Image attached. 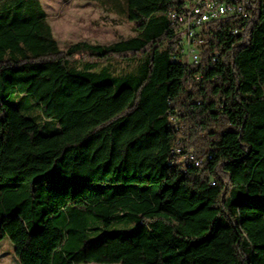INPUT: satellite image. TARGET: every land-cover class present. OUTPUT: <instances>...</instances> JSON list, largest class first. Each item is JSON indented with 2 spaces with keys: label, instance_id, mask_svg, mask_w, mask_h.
Listing matches in <instances>:
<instances>
[{
  "label": "trees",
  "instance_id": "16d2710c",
  "mask_svg": "<svg viewBox=\"0 0 264 264\" xmlns=\"http://www.w3.org/2000/svg\"><path fill=\"white\" fill-rule=\"evenodd\" d=\"M92 1L137 35L63 50L40 0H0V241L19 264H264V0L244 40L213 24L208 67L171 59L183 0Z\"/></svg>",
  "mask_w": 264,
  "mask_h": 264
},
{
  "label": "rangeland",
  "instance_id": "374dc122",
  "mask_svg": "<svg viewBox=\"0 0 264 264\" xmlns=\"http://www.w3.org/2000/svg\"><path fill=\"white\" fill-rule=\"evenodd\" d=\"M40 1L46 10L47 21L52 27L53 34L63 50L77 41L110 44L138 33L134 24L107 11L92 0ZM8 100L19 107L24 114L33 118L41 131L47 133L55 128V120L44 117L40 106L30 94L15 92L8 97ZM179 126L182 130L186 127L184 123H179ZM181 137L188 140L187 135L182 134ZM216 146L215 144L208 146V152L200 156L203 162L207 159L210 149ZM186 149L194 153L191 146H187ZM0 264H19L14 253V244L8 238L0 241Z\"/></svg>",
  "mask_w": 264,
  "mask_h": 264
},
{
  "label": "built area",
  "instance_id": "2783aa9c",
  "mask_svg": "<svg viewBox=\"0 0 264 264\" xmlns=\"http://www.w3.org/2000/svg\"><path fill=\"white\" fill-rule=\"evenodd\" d=\"M252 0H183L178 9H173L168 16L176 26L177 45L172 54L173 61L187 66L214 65L222 53L220 48L211 43L213 24L218 21L238 20V25L230 28L231 34L246 35ZM204 78L203 70L193 75L196 82ZM175 152L181 159L200 166L203 159L193 152L183 153L177 146ZM212 150L207 158H212Z\"/></svg>",
  "mask_w": 264,
  "mask_h": 264
}]
</instances>
